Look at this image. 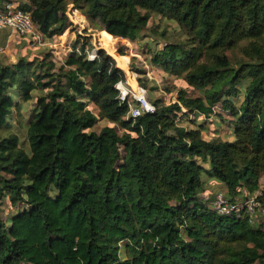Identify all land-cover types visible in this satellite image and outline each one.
<instances>
[{"label": "trees", "instance_id": "trees-1", "mask_svg": "<svg viewBox=\"0 0 264 264\" xmlns=\"http://www.w3.org/2000/svg\"><path fill=\"white\" fill-rule=\"evenodd\" d=\"M10 1L43 41L72 25L69 2L102 38L156 37L144 34L153 13L174 21L179 36L163 30L151 60L184 87L132 119L122 68L102 49L89 60L88 40L60 63L1 54L0 205L13 211L0 216V264H264V219L200 195L214 181L234 201L264 178V0ZM210 115L223 138L204 137Z\"/></svg>", "mask_w": 264, "mask_h": 264}, {"label": "rangeland", "instance_id": "rangeland-1", "mask_svg": "<svg viewBox=\"0 0 264 264\" xmlns=\"http://www.w3.org/2000/svg\"><path fill=\"white\" fill-rule=\"evenodd\" d=\"M74 11V5L69 2L67 13L69 18L72 19L73 23L62 34L52 37L48 41H43L44 43L41 45L31 46L28 40L22 39L16 33H12V35L9 36V39L5 41V44L3 46L0 45L2 46L0 47V55H5L11 61L14 60V58L19 54H22L28 58L42 57L43 55H47L48 58L60 63L66 57V55L71 53L70 49H68L65 45V43L69 42L67 39L71 35L73 39L70 41L69 46L72 45V42L75 40L79 41V43L87 40L90 42L91 48H87L85 50L86 55L91 51L92 53L94 51L97 53L99 49H102L107 55H110V57H112V59L115 61L116 66L123 69L122 71L124 73V80L122 81V85L124 87L135 88L137 85L142 87L146 91L145 97L148 101L150 97L161 98L165 103H170L176 100V91L178 87H184V84L181 81L175 79L172 74L165 72L160 66L153 64L151 60L152 55L154 54L155 46L159 47L164 41L159 37V34L163 30L166 31V34H170L172 37L179 36L180 30L174 21L166 20L158 14H151L147 23V31L144 32V34H148L151 29L156 34V37L154 35V37H145L133 42L121 37L112 38V35L110 34H105L102 38L100 30L95 26V23L87 21L88 24L87 22L85 24L84 18H82L80 15H78L76 18ZM79 22L84 23V25H80ZM3 29H8L10 31L12 30L10 28H0V42L3 35ZM3 33L6 32L4 31ZM153 39H157L158 44H155ZM24 41L26 43L23 45L22 42ZM148 41H151V44ZM109 50H112L116 55H123L120 59L121 66L117 63L113 56H111L112 54H109ZM231 57L235 59V54L231 53ZM133 67H138L142 69L143 72L139 73ZM139 77H146L149 81L148 85L150 87L155 86L156 89L153 91L149 90V92L146 87H143L138 82ZM88 107L92 110V112L95 114L97 113V108L94 104L89 103ZM218 112H220L219 108H217V113ZM24 115L28 117L27 111H24ZM197 119L202 121L204 117L200 115ZM12 121L15 122L14 118ZM215 121L214 115H210L204 122L205 129L203 135L206 139L215 137L223 138V136H226L230 132V128L226 123L222 124V126L218 128ZM100 124L95 125L96 130L99 128ZM13 126L16 131H19V129L16 127V124L13 123ZM217 129H219L218 131H221L218 134L216 133ZM259 187L260 189H264L263 177L259 179ZM240 191L242 193V198L236 195L234 200H242L249 194L244 187L240 188ZM217 192L225 193L226 188L223 187L222 184L212 181L207 182L200 195H202L205 199L211 200ZM12 211L13 208L10 207L6 201L0 205V216L2 218H5L7 215L12 213ZM262 215L259 218H256L258 220L261 219V217L264 219V216ZM256 218L255 223H257Z\"/></svg>", "mask_w": 264, "mask_h": 264}, {"label": "built area", "instance_id": "built-area-1", "mask_svg": "<svg viewBox=\"0 0 264 264\" xmlns=\"http://www.w3.org/2000/svg\"><path fill=\"white\" fill-rule=\"evenodd\" d=\"M0 28H10L19 36L27 37L31 46L43 44V38L31 16L20 9L13 1H4L0 3ZM97 57V53L92 51L87 53V58L93 60ZM119 92V100L127 104V118H136L143 112L153 111V106L145 97V90L138 85L135 88H126L122 85V81L116 84ZM262 189H257L253 193L248 194L242 200L230 201L222 192H217L210 200V206L220 214L234 213L240 216L241 213H247L251 219V223H255V218L264 216V207L259 201ZM257 219V218H256Z\"/></svg>", "mask_w": 264, "mask_h": 264}, {"label": "crops", "instance_id": "crops-1", "mask_svg": "<svg viewBox=\"0 0 264 264\" xmlns=\"http://www.w3.org/2000/svg\"><path fill=\"white\" fill-rule=\"evenodd\" d=\"M3 1H4V0H0V3H2ZM74 14H75L76 18L78 17V15H80L82 18H84L83 15L80 13V11H79V12H76V10H75V11H74ZM71 21H72V19H71ZM84 21H85V24H86V22H87L88 20H85V19H84ZM88 22H89V21H88ZM88 22H87V24H88ZM72 23H73V21H72ZM77 23H78V21H77ZM77 23H76V24H77ZM79 24H80V25H84V23H81V22H79ZM4 31L7 32V34H8V36H7V40L9 39V36L12 35V33H16L14 30H13V31L11 30L12 32H11L10 30H8V29H7V30H4ZM100 32H101V30H100ZM16 34H17V33H16ZM71 34H73V33H71ZM17 35H18V34H17ZM113 37H114V36H112V38H113ZM116 38H119V37H116ZM72 39H73V38H72V36L70 35L69 38L67 39L69 42H68V43H65V45L67 46L68 49H70L71 52H74L73 49H72V47H71V45L69 46V43H70V41H71ZM62 46H63V44H62ZM70 47H71V48H70ZM58 48H59V47H58ZM120 69H121V68H120ZM121 70H123V69H121Z\"/></svg>", "mask_w": 264, "mask_h": 264}]
</instances>
